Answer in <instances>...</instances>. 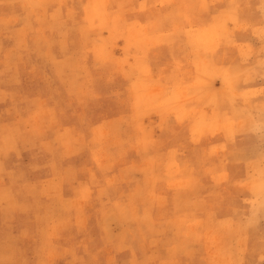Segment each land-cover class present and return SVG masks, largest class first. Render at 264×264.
Masks as SVG:
<instances>
[{
  "label": "rangeland",
  "instance_id": "374dc122",
  "mask_svg": "<svg viewBox=\"0 0 264 264\" xmlns=\"http://www.w3.org/2000/svg\"><path fill=\"white\" fill-rule=\"evenodd\" d=\"M0 264H264V0H0Z\"/></svg>",
  "mask_w": 264,
  "mask_h": 264
},
{
  "label": "bare ground",
  "instance_id": "6f19581e",
  "mask_svg": "<svg viewBox=\"0 0 264 264\" xmlns=\"http://www.w3.org/2000/svg\"><path fill=\"white\" fill-rule=\"evenodd\" d=\"M26 35H27V34H26ZM43 36H44V35H43ZM225 50H226V49H225ZM215 62H216V61H215ZM217 68H218V67H217ZM213 69H214V68H213ZM237 125H238V124H237ZM1 133H2V132H1ZM7 141H8V140H7ZM45 141H46V140H45ZM6 143H7V142H6ZM189 152H190V151H189ZM54 168H55V167H54ZM213 169H214V168H213ZM213 169H212V170H213ZM212 170H211V171H212ZM225 175H226V174H225ZM254 196H255V195H254ZM12 199H13V198H12ZM36 201H37V200H36ZM50 209H51V208H50ZM78 209H79V208H78ZM85 210H86V209H85ZM106 210H107V209H106ZM171 211H172V210H171ZM3 213H4V212H3ZM163 213H164V212H163ZM148 230H149V229H148ZM23 231H24V230H23ZM47 235H48V234H47ZM47 237H48V236H47ZM48 238H49V237H48ZM222 240H223V239H222ZM47 242H48V241H47ZM226 252H227V251H226Z\"/></svg>",
  "mask_w": 264,
  "mask_h": 264
}]
</instances>
